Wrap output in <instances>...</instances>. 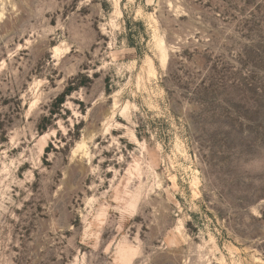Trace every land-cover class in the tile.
I'll list each match as a JSON object with an SVG mask.
<instances>
[{"label":"rangeland","instance_id":"obj_1","mask_svg":"<svg viewBox=\"0 0 264 264\" xmlns=\"http://www.w3.org/2000/svg\"><path fill=\"white\" fill-rule=\"evenodd\" d=\"M0 264H264V0H0Z\"/></svg>","mask_w":264,"mask_h":264},{"label":"trees","instance_id":"obj_2","mask_svg":"<svg viewBox=\"0 0 264 264\" xmlns=\"http://www.w3.org/2000/svg\"><path fill=\"white\" fill-rule=\"evenodd\" d=\"M60 103H61V99H60Z\"/></svg>","mask_w":264,"mask_h":264}]
</instances>
